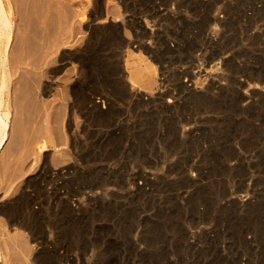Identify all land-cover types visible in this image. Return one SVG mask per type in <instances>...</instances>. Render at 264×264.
Masks as SVG:
<instances>
[{
	"label": "rangeland",
	"instance_id": "374dc122",
	"mask_svg": "<svg viewBox=\"0 0 264 264\" xmlns=\"http://www.w3.org/2000/svg\"><path fill=\"white\" fill-rule=\"evenodd\" d=\"M31 6L37 34L11 55L28 84L7 93L1 263L264 264V0Z\"/></svg>",
	"mask_w": 264,
	"mask_h": 264
},
{
	"label": "bare ground",
	"instance_id": "6f19581e",
	"mask_svg": "<svg viewBox=\"0 0 264 264\" xmlns=\"http://www.w3.org/2000/svg\"><path fill=\"white\" fill-rule=\"evenodd\" d=\"M33 1V3H34V0H32ZM146 1V0H145ZM150 1V0H149ZM33 3L31 4V0H0V152H1V150L3 149V147H4V145H5V143H6V141L7 140H9L8 138H9V134H10V112H9V105H8V103H7V93H8V91H9V89H11L13 92L15 91V90H17L18 88H20V87H24V86H26L28 83H19L18 81H19V78H17V73H18V71H19V69L21 68V66L24 64L25 66H27L28 65V63H26V62H24L23 63V61H24V57L23 58H21V56H19V58H21V59H18L19 61H14L13 60V58L14 57H16V56H14L13 58H11V55H15V51L17 50V45H19V44H22L21 42L20 43H16V42H18L17 41V39H19V37L22 35V37H23V39L25 40V39H27L29 36L31 37V35L32 34H34V35H36L35 33H33V31H31V30H29L30 31V33L29 32H27V29H29V27L27 26V22H29L30 21V19H31V17L32 16H34V14H32V13H30L31 12V9H32V6L31 5H33ZM144 3H147V2H144ZM153 4V3H152ZM157 5V4H156ZM159 7H157V9H158ZM154 13H156V12H153V14ZM30 14H32V16H30ZM36 15V14H35ZM135 15H137V14H135ZM162 17H164V15L162 16ZM30 18V19H29ZM39 18H40V16H39ZM178 18V17H177ZM33 19L35 20V19H37V17L36 18H34L33 17ZM33 19H31V21L33 20ZM210 19V18H209ZM39 20V19H38ZM37 20V21H38ZM135 20H137V24H140L139 26H141V28H142V24L144 23L145 24V21L146 20H141L140 19V17L139 18H136ZM161 20V19H160ZM177 20V19H176ZM36 21V20H35ZM43 21V20H42ZM129 21V20H128ZM133 21H134V19H133ZM141 21H142V23H141ZM131 22V21H130ZM32 23V22H31ZM31 23H29L28 25H30ZM33 23H34V21H33ZM32 23V24H33ZM36 23V22H35ZM34 23V24H35ZM39 23H41V21H39ZM146 23H147V21H146ZM134 24V23H133ZM27 26V27H26ZM30 26H32V25H30ZM138 26V25H137ZM21 27H23V29L22 30H20V28ZM133 27H134V25H133ZM144 28V27H143ZM36 30V29H35ZM108 30V29H107ZM142 30V29H141ZM144 30V29H143ZM38 31V30H37ZM32 32V33H31ZM34 32H36V31H34ZM39 33H40V31H38ZM107 32V31H106ZM111 32V31H110ZM146 32H147V30H146ZM28 33L30 34L29 36H28ZM25 35H26V37H25ZM33 35V36H34ZM107 35V34H106ZM108 35H110L109 33H108ZM144 35H145V33H144ZM32 36V37H33ZM103 36V35H102ZM25 37V38H24ZM106 37V36H105ZM146 37V36H145ZM112 39V38H111ZM21 40V39H20ZM96 40H97V42L98 41H100V38L98 39V37H96ZM95 40V41H96ZM26 41V40H25ZM102 41V40H101ZM25 43V42H24ZM27 44H28V40H27V42H26ZM26 44V45H27ZM99 44V43H98ZM150 45V44H149ZM20 47V46H19ZM136 47V46H135ZM184 47V46H183ZM143 48V47H142ZM144 48H146V47H144ZM25 49H28V47H25ZM24 49V50H25ZM147 49V48H146ZM183 49V48H182ZM19 51H21V49H18ZM23 50V51H24ZM170 50V49H169ZM168 50V51H169ZM17 52L19 55H21L20 53L21 52ZM26 51V50H25ZM14 52V54H12ZM27 52V51H26ZM164 53H167V52H164ZM170 53H172V51L170 52ZM175 53V52H174ZM17 54V55H18ZM25 54V53H24ZM27 54H28V52H27ZM27 54H25V55H27ZM162 54H163V51H162ZM169 54V53H168ZM173 54V53H172ZM169 56V55H168ZM167 56V57H168ZM175 56V55H174ZM185 56V55H184ZM177 57V56H176ZM26 58H27V56H26ZM161 58V57H160ZM181 58H183L182 56H181ZM161 65V64H160ZM164 65V64H163ZM162 66V65H161ZM131 68V72H130V77H126V78H124L123 77V75H122V78L123 79H126V82H129L128 84H130V81H132V82H135L136 81V79H138L139 78V76L141 75L142 76V71L140 72L138 69V67H136V66H133V68L132 67H130ZM109 70H110V74H112L111 73V69L109 68ZM113 72V71H112ZM115 75V74H114ZM112 79V78H111ZM115 82V81H114ZM114 82H113V84H114ZM111 83V82H110ZM147 84L148 85H151L152 84V81L151 80H149L148 82H147ZM131 85V84H130ZM178 88H180L179 86H177ZM186 89V88H185ZM179 90V89H178ZM181 91H182V89H181ZM185 91L186 90H184V93H185ZM178 95V94H177ZM170 96V95H169ZM143 98V97H142ZM164 98V97H163ZM165 98H167V97H165ZM141 99V98H140ZM144 99H145V96H144ZM172 99V98H171ZM166 100V99H165ZM223 100H224V98H223ZM99 102H101V101H99ZM149 102L150 103H152V101H148V103L147 104H149ZM154 102V101H153ZM171 102V101H170ZM176 102V101H175ZM157 103H158V101H157ZM167 103H169L168 101H167ZM167 103H165V104H167ZM173 103H174V101H173ZM229 103H230V101H229ZM100 105H104V108L106 109V105H105V103L102 101L101 103H99ZM154 104V103H153ZM233 104V103H232ZM172 105V104H171ZM156 106H157V104H156ZM159 106H161V105H159ZM166 106V105H165ZM162 107V106H161ZM225 107V106H224ZM228 107V106H227ZM230 107H232L231 105L229 106V108ZM163 108H164V105H163ZM167 108H169V106L167 107ZM226 108V107H225ZM233 108H234V106H233ZM171 109V108H170ZM224 109V108H223ZM64 141V140H63ZM55 143V150L58 152V151H60V150H63L64 148H63V146H62V143L61 142H58V141H55L54 142ZM57 143V144H56ZM37 144H39V143H37ZM38 148V151H37V153L38 154H40L42 151H46L45 149L47 148V145H46V142H41L40 144H39V146L37 147ZM48 150V149H47ZM36 153V154H37ZM37 156V155H36ZM44 169V168H43ZM30 182V181H29ZM29 200H30V198H28ZM19 200H21V199H17L16 200V202H13L12 204H11V206H8V207H5V208H7V209H5L4 210V213L6 214L5 216H7L8 217V219L9 218H11V217H16V216H22V214H21V207H22V205L24 206V201H22L23 202V204H19ZM31 202V201H30ZM27 203V202H26ZM63 204V203H62ZM7 206V205H6ZM66 206V205H65ZM30 207H31V205H30ZM62 207H64V205L62 206ZM4 208V207H3ZM30 209V208H29ZM66 209V208H65ZM65 209H64V211H65ZM33 210V209H32ZM35 211H37V210H34V212ZM40 211V210H39ZM38 211V212H39ZM64 211H63V213H64ZM66 211H67V209H66ZM23 212V211H22ZM33 212V211H32ZM69 212V211H68ZM2 213V212H1ZM3 213V214H4ZM19 213H20V215H19ZM36 213V212H35ZM58 214H61V213H58ZM67 214V213H66ZM73 214V213H72ZM67 215H70V214H67ZM68 217V216H67ZM20 217H18V219H19ZM29 218V217H28ZM30 218H32V217H30ZM61 218V217H60ZM71 218V217H70ZM14 218H12L11 220H13ZM64 220H65V218H63ZM60 220V219H59ZM62 220V219H61ZM60 220V221H61ZM13 221H15V219L13 220ZM30 221H32V220H30ZM63 221V220H62ZM70 221V220H69ZM68 221V222H69ZM73 221V220H72ZM87 221V220H86ZM89 221V220H88ZM20 222H24V224L26 225V227L29 225V223H28V219L24 216V218H23V220L21 221L20 220ZM67 222V223H68ZM10 224H12L11 222H10ZM24 224H21V225H24ZM34 224V223H33ZM32 225V224H31ZM35 225V224H34ZM54 225V224H53ZM59 225V224H58ZM61 225H62V223H61ZM61 225H59V226H61ZM36 226V225H35ZM58 226V227H59ZM21 227V226H20ZM25 227V228H26ZM29 227V226H28ZM27 227V228H28ZM55 227H57V226H55ZM24 228V229H25ZM32 228V227H31ZM36 228V227H35ZM63 229V228H62ZM62 231V230H61ZM64 232V231H63ZM0 246H2V244L0 243ZM2 249H3V247H2ZM3 251V250H2ZM1 251V248H0V264H6L7 262L6 261H4V263H1V261L3 260L2 259V256H3V252ZM39 254V253H38ZM37 254V255H38ZM41 255V254H40ZM37 257V256H36ZM39 257V256H38ZM42 257V256H41ZM45 258V257H44ZM6 259V258H5ZM8 259V258H7ZM48 258H46V260H47ZM51 259V258H50ZM50 259H48V260H50ZM11 260H12V258H11ZM39 260V259H38ZM37 260V261H38ZM46 260H44V262L46 261ZM54 261V260H53ZM47 262V261H46ZM45 262V263H46ZM52 262V261H51ZM43 263V262H42ZM49 263V262H48ZM47 263V264H48ZM44 264V263H43ZM50 264V263H49ZM54 264V263H53ZM57 264V263H56Z\"/></svg>",
	"mask_w": 264,
	"mask_h": 264
},
{
	"label": "built area",
	"instance_id": "2783aa9c",
	"mask_svg": "<svg viewBox=\"0 0 264 264\" xmlns=\"http://www.w3.org/2000/svg\"><path fill=\"white\" fill-rule=\"evenodd\" d=\"M219 22H222V21L219 20ZM215 32L220 33V30H215ZM215 38H216V37H213V35H211V39H215ZM217 38H218V40H220L219 37H217ZM225 60H226V58L221 57V58H219V59L217 60V62L214 64V66L216 67L217 71L220 72V74L223 72L224 61H225ZM214 66H213V67H214ZM216 69H215V70H216Z\"/></svg>",
	"mask_w": 264,
	"mask_h": 264
}]
</instances>
